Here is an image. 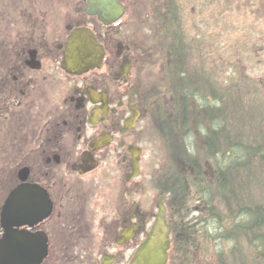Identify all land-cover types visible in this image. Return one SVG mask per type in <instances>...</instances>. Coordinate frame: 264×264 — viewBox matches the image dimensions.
<instances>
[{"label":"flooded vegetation","instance_id":"flooded-vegetation-1","mask_svg":"<svg viewBox=\"0 0 264 264\" xmlns=\"http://www.w3.org/2000/svg\"><path fill=\"white\" fill-rule=\"evenodd\" d=\"M117 1L123 16L104 24L87 12V0H0V124L8 128L7 150L21 159L4 198L21 184L26 221L27 186L45 191L48 215L21 226L46 237L40 264H53L59 253H98L100 264L104 256L123 264L118 254L130 259L167 200L156 188L155 208L141 202L144 129L153 116L145 49L129 35L131 23L123 24L126 0ZM151 3L160 22L171 2ZM78 27L93 30L104 56L100 67L73 74L61 61Z\"/></svg>","mask_w":264,"mask_h":264},{"label":"rangeland","instance_id":"rangeland-1","mask_svg":"<svg viewBox=\"0 0 264 264\" xmlns=\"http://www.w3.org/2000/svg\"><path fill=\"white\" fill-rule=\"evenodd\" d=\"M177 2L181 8L184 37L189 44L185 66L191 68L195 65L199 70L203 69L207 74H213V78L218 81L241 74L239 80H247L249 86L255 82L264 84V0H177ZM125 3L127 11L123 24L131 23L128 28L129 35L145 49V80L150 91L153 120L144 129L146 142L143 145L144 175L139 179L141 181L144 178L142 184L144 196L141 202L148 205L154 203L155 208V199L159 192L156 186L160 185L157 178L158 171L162 164L169 163L168 158H170L167 131L162 121L163 117L166 121L169 116L171 119L175 109L178 108L172 85L176 78L170 74L173 68L172 54L167 46L169 37L161 23L164 19L157 22L152 18L151 0H126ZM2 33L3 31L0 30V36ZM244 83L240 82V84ZM261 89L264 91V85ZM188 130L189 135L186 140L190 144V150L202 157L204 173L212 177L214 164L207 158L203 148V133L207 130V125L200 126L192 119L188 124ZM7 131L8 128L0 124L1 203L11 186L18 180L17 171L21 162L20 157L8 151L5 146L3 135ZM170 134L173 141L179 142L175 132ZM154 175L157 176L152 181L157 184L150 182V176ZM195 188L190 185L182 199L174 196L168 201V205L171 204L176 211V216L189 223V229L181 234L179 240L181 248L188 252V261L181 263L177 259V261L168 260L166 264H218L216 252L223 250L229 253L234 244L231 240L219 237L221 233L219 228L222 225L218 220L209 217L207 211L203 212V195L201 190L197 191ZM170 237L172 239V236ZM142 238L143 235L140 233L139 241ZM246 250H249L247 246ZM180 254L179 252L178 258ZM100 257L98 253H59L51 259V262L100 264ZM117 257L118 263L127 264L129 259L127 253H119Z\"/></svg>","mask_w":264,"mask_h":264},{"label":"trees","instance_id":"trees-1","mask_svg":"<svg viewBox=\"0 0 264 264\" xmlns=\"http://www.w3.org/2000/svg\"><path fill=\"white\" fill-rule=\"evenodd\" d=\"M169 1L170 12L161 14L165 16L161 23L169 37L170 74L177 79L172 85L178 108L171 119L164 120L170 158L158 171V181L170 198L182 199L190 185L201 190L203 212L222 225L219 237L234 242L229 253L216 252L218 264H264V84L249 86L247 80H239L241 74L218 81L195 65L185 66L189 44L182 15L175 10L176 0ZM192 119L207 125L203 148L214 164L212 177L204 173L202 157L187 143ZM173 132L179 142L173 141ZM167 207L172 236L169 260L186 263L188 252L179 240L189 223L176 216L171 204Z\"/></svg>","mask_w":264,"mask_h":264},{"label":"water","instance_id":"water-1","mask_svg":"<svg viewBox=\"0 0 264 264\" xmlns=\"http://www.w3.org/2000/svg\"><path fill=\"white\" fill-rule=\"evenodd\" d=\"M87 1V12L96 15L104 24L113 22L124 11L122 3L117 0ZM103 53V47L98 43L92 29L78 27L68 37L61 66L70 73H81L101 66ZM94 166L90 165L87 169ZM21 189V184L12 189L1 207L0 226L3 232L0 237V264H39L47 252L46 237L43 234L25 233L20 226L24 223L32 225L46 217L51 208L50 202L42 188L27 186L25 213L28 220L23 221ZM169 246V228L165 223L164 207L159 203L155 222L137 247L129 264H164ZM111 260L112 258L108 259L106 263L109 264Z\"/></svg>","mask_w":264,"mask_h":264}]
</instances>
